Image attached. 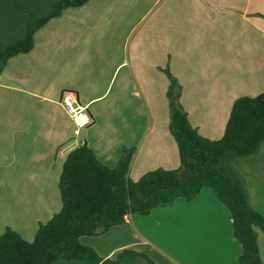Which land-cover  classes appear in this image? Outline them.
<instances>
[{
  "label": "crops",
  "instance_id": "1",
  "mask_svg": "<svg viewBox=\"0 0 264 264\" xmlns=\"http://www.w3.org/2000/svg\"><path fill=\"white\" fill-rule=\"evenodd\" d=\"M58 1L18 0L37 16ZM29 20L0 0V53L26 36ZM167 72L191 125L221 139L235 100L264 93V0H90L38 31L34 49L10 59L0 75V236L9 228L34 241L61 211L63 166L83 145L110 168L134 150L132 181L178 169ZM65 92L92 116L79 134L60 103ZM212 123L219 124L216 135L206 125ZM222 168L243 179L264 217V143L248 157L226 158ZM80 241L103 259L133 249L158 264H239L242 254L231 214L209 188ZM258 244L264 263L260 230Z\"/></svg>",
  "mask_w": 264,
  "mask_h": 264
},
{
  "label": "trees",
  "instance_id": "2",
  "mask_svg": "<svg viewBox=\"0 0 264 264\" xmlns=\"http://www.w3.org/2000/svg\"><path fill=\"white\" fill-rule=\"evenodd\" d=\"M16 10L30 17L23 39L0 53V75L6 63L34 49L35 36L50 21L68 9L80 8L90 0H60L46 16H37L18 0ZM167 91L170 134L180 160L175 170L159 168L138 181L129 177L134 150L126 151L115 168L104 165L83 145L69 153L60 178L62 209L41 224L34 241L7 229L0 236V264H54L58 261H84L91 264H123L135 261L158 264L133 249L115 259H103L82 237H97L126 223L131 215L149 216L153 210L172 206L177 199L193 200L204 188L212 189L230 212L234 238L242 246L239 264H264L258 244V230L264 233V217L250 204L243 179L219 167L226 158L242 159L255 154L264 143V93L235 100L223 137L212 140L194 128L179 102L181 89L169 73Z\"/></svg>",
  "mask_w": 264,
  "mask_h": 264
},
{
  "label": "built area",
  "instance_id": "3",
  "mask_svg": "<svg viewBox=\"0 0 264 264\" xmlns=\"http://www.w3.org/2000/svg\"><path fill=\"white\" fill-rule=\"evenodd\" d=\"M60 103L73 121L76 127V134L92 125L93 119L88 108L78 102L77 96L74 93L65 92Z\"/></svg>",
  "mask_w": 264,
  "mask_h": 264
},
{
  "label": "rangeland",
  "instance_id": "4",
  "mask_svg": "<svg viewBox=\"0 0 264 264\" xmlns=\"http://www.w3.org/2000/svg\"><path fill=\"white\" fill-rule=\"evenodd\" d=\"M160 98H161V95L159 96V100H160ZM206 125L209 128V133L211 135H216V131L218 129L219 124L218 123H212V124H206ZM83 133H84V131H83ZM235 162H237V161H230L229 163L234 165V164H236ZM225 163H226V159H223L222 161H220L219 167H221V168L224 167Z\"/></svg>",
  "mask_w": 264,
  "mask_h": 264
}]
</instances>
